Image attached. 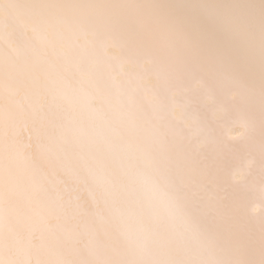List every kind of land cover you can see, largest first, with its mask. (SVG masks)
<instances>
[{
	"label": "snow or ice",
	"instance_id": "1",
	"mask_svg": "<svg viewBox=\"0 0 264 264\" xmlns=\"http://www.w3.org/2000/svg\"><path fill=\"white\" fill-rule=\"evenodd\" d=\"M0 264H264V0H0Z\"/></svg>",
	"mask_w": 264,
	"mask_h": 264
},
{
	"label": "bare ground",
	"instance_id": "2",
	"mask_svg": "<svg viewBox=\"0 0 264 264\" xmlns=\"http://www.w3.org/2000/svg\"><path fill=\"white\" fill-rule=\"evenodd\" d=\"M253 203L258 207L259 205V193L258 192L255 194Z\"/></svg>",
	"mask_w": 264,
	"mask_h": 264
}]
</instances>
